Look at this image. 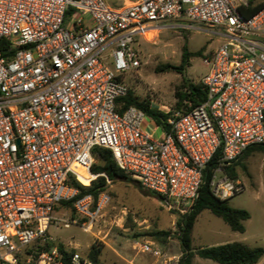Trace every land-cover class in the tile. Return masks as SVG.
Listing matches in <instances>:
<instances>
[{
  "label": "built area",
  "instance_id": "2783aa9c",
  "mask_svg": "<svg viewBox=\"0 0 264 264\" xmlns=\"http://www.w3.org/2000/svg\"><path fill=\"white\" fill-rule=\"evenodd\" d=\"M251 1L0 0V264H102L76 245L62 251L49 233L60 202L80 193L77 170L91 175L84 186L100 175L91 173L97 146L170 211L192 206L217 154L214 195L246 189L225 166L264 144V6L245 17ZM184 21L223 41L204 58L206 100H186L157 137L142 109L120 110L124 78L142 64L138 34L195 28ZM110 201L107 191L86 194L59 220L99 237ZM134 248L157 264L181 258L147 239Z\"/></svg>",
  "mask_w": 264,
  "mask_h": 264
},
{
  "label": "rangeland",
  "instance_id": "374dc122",
  "mask_svg": "<svg viewBox=\"0 0 264 264\" xmlns=\"http://www.w3.org/2000/svg\"><path fill=\"white\" fill-rule=\"evenodd\" d=\"M107 1L113 5L121 3V0ZM183 24L195 28L166 26L155 32L138 34L134 46L141 51L142 64L139 68L128 71L124 78L127 87L140 99H149L152 106L165 112H172V115L183 112L176 109V92L182 88L183 75L176 71L158 72L157 68L168 63L180 65L184 46H187L191 52L201 51L198 56L190 59V66L187 67L185 74L192 82L199 83L209 72L208 66L204 63L205 55L216 49L223 41L219 35L199 30L196 23L184 21ZM143 125L154 131L155 136H162L163 129H155L156 123L149 116L146 117ZM239 159L247 169L244 170L239 165L237 178L245 182L246 189L230 197L228 202L233 207L250 212V218L244 222L245 231L233 230L223 218L208 209L204 210L193 229L192 243L195 248L233 241H241L252 247H264V152L255 150L249 156H241ZM97 162L98 160L93 156L92 164ZM77 172L80 180L88 184L91 175L87 168L80 167ZM107 192L111 196V201L104 212L100 227L101 235L95 237L92 233L84 232L77 225L65 227L59 219L64 217V213H69L70 209L61 206L56 210L58 221L53 222L49 228V233L56 243L64 244L68 248L77 245L81 252L88 253L92 243L101 242L100 237L106 232L109 236L114 233L120 242L129 243L136 252L133 247L135 241L147 239L154 241L170 254L182 257L177 221L185 210H168L156 195L130 180L111 181ZM157 230H171V234L166 238L158 239L154 235ZM106 255V252H103L102 259H105ZM192 264L218 263L196 255ZM257 264H264V256Z\"/></svg>",
  "mask_w": 264,
  "mask_h": 264
},
{
  "label": "trees",
  "instance_id": "16d2710c",
  "mask_svg": "<svg viewBox=\"0 0 264 264\" xmlns=\"http://www.w3.org/2000/svg\"><path fill=\"white\" fill-rule=\"evenodd\" d=\"M264 6V2L251 1L248 7L242 6L240 8L242 14L245 17H251L260 11ZM201 51L191 52L187 46H184V53L182 63L180 65L164 64L162 67H158L157 71H176L183 75L182 88L176 92V109L183 110V112L189 109L188 104L185 102L189 100L193 106L199 105L206 100V91L202 84L194 83L186 77V69L190 66V59L194 56H198ZM121 111L130 107L136 106L142 109L147 116L154 120L156 125L166 129L167 119L172 112H165L157 107L152 106V102L149 99H140L139 96L132 90L128 89L126 96L120 98ZM259 150L264 152V144H258L248 148L244 156H249L253 151ZM93 156L98 160L97 163L92 164L91 172L94 174H100L96 180H94L90 186H84L78 180L72 179L71 183L80 190L79 195L73 200L62 201L57 206L70 209L74 215V202L83 197L86 194H91L95 201L98 200L99 195L102 192L107 191L109 182L116 180H130L139 184L137 180L130 177L124 170H122L117 164L113 152L109 148L97 146L93 150ZM219 154H217L209 163L205 170L204 181L200 188L199 197L194 201L177 221L179 230V238L182 245V257L179 264H192L193 258L199 255L205 259H211L219 264H257L264 256V247L262 246H249L241 241H233L223 244L211 245L208 247L195 248L192 243V234L195 223L199 215L204 210H210L214 214L224 219L226 223L230 225L233 230L244 232L245 220L249 219L251 214L246 209L236 208L229 204L228 199L222 200L214 195L211 188V180L213 178L215 170L219 166ZM241 165L246 170V165L243 164L240 159L233 162L230 165L225 166L226 173L232 178L239 176L238 166ZM142 188V186L139 184ZM144 189V188H142ZM171 234V230H157L154 235L158 239L166 238ZM104 244L101 242H94L90 246L88 251L89 256L100 263V256L103 251ZM62 251L67 252V247L64 244H60ZM74 251V249L72 250Z\"/></svg>",
  "mask_w": 264,
  "mask_h": 264
},
{
  "label": "crops",
  "instance_id": "0c3cea01",
  "mask_svg": "<svg viewBox=\"0 0 264 264\" xmlns=\"http://www.w3.org/2000/svg\"><path fill=\"white\" fill-rule=\"evenodd\" d=\"M100 241L104 244L102 254L103 252L107 254L105 259H102L101 254L100 262L102 264H157L152 255L134 251L132 245L120 242L119 238L114 236V233L109 236V233L105 232L100 237Z\"/></svg>",
  "mask_w": 264,
  "mask_h": 264
},
{
  "label": "water",
  "instance_id": "95a60500",
  "mask_svg": "<svg viewBox=\"0 0 264 264\" xmlns=\"http://www.w3.org/2000/svg\"><path fill=\"white\" fill-rule=\"evenodd\" d=\"M166 129H169V125H166Z\"/></svg>",
  "mask_w": 264,
  "mask_h": 264
}]
</instances>
